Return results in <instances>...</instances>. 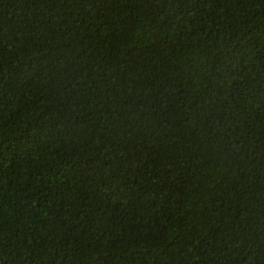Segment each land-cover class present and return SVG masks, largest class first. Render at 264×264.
I'll return each mask as SVG.
<instances>
[{"label": "trees", "instance_id": "obj_1", "mask_svg": "<svg viewBox=\"0 0 264 264\" xmlns=\"http://www.w3.org/2000/svg\"><path fill=\"white\" fill-rule=\"evenodd\" d=\"M0 264H264V0H0Z\"/></svg>", "mask_w": 264, "mask_h": 264}]
</instances>
